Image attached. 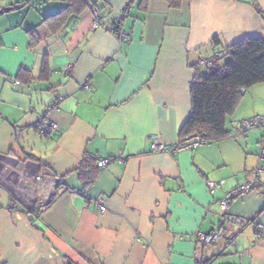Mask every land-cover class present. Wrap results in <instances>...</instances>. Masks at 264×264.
<instances>
[{
  "label": "crops",
  "instance_id": "obj_1",
  "mask_svg": "<svg viewBox=\"0 0 264 264\" xmlns=\"http://www.w3.org/2000/svg\"><path fill=\"white\" fill-rule=\"evenodd\" d=\"M96 11L130 40L95 28ZM247 38L264 39V0H0V156L63 181L41 211L32 185H0V264H264V175L228 208L241 225L220 208L256 178L261 133H231L264 115V82L243 91L224 139L151 148L183 139L195 76ZM209 180L224 182L214 196Z\"/></svg>",
  "mask_w": 264,
  "mask_h": 264
},
{
  "label": "built area",
  "instance_id": "obj_2",
  "mask_svg": "<svg viewBox=\"0 0 264 264\" xmlns=\"http://www.w3.org/2000/svg\"><path fill=\"white\" fill-rule=\"evenodd\" d=\"M98 12H95V22L94 27L99 28L103 26L107 28L111 33H113L117 39L121 42L129 41L130 35L124 32L122 28V18L116 17L114 20L107 23H100V18L98 16ZM219 54L215 55V58L210 61L204 62L205 65H212L214 60L217 59ZM74 71L73 65H69L66 69L67 73L72 74ZM86 89H90L91 85H85ZM58 126L55 123L44 124L42 128H40L41 134L51 133L53 131H57ZM261 133V143H260V163L256 170V178L252 181L245 182L242 185L237 186L233 191L226 194L220 201V208L225 214V218L227 221L235 222L239 225L242 224L241 219L232 218L227 214L228 208L233 201L238 197L246 196L250 194L256 186L261 185L260 176L264 175V115L253 117L251 119L245 120L241 123V125L237 129H233L231 135L234 137H246L251 133ZM209 144L202 136L198 134H192L184 137L179 143L173 145L170 148H166L159 142H155L152 144L151 148L154 152H168L170 154L180 153L185 150H194L200 146ZM114 162L113 159L101 160L97 163L99 168H105L109 164ZM28 165L16 164L15 162H9L7 157L0 156V185L11 189L15 195H20L18 189H23L25 192L28 191L29 186H33L32 196H34V201L32 207L36 209V211H41L45 206L50 204L53 199L56 197L57 189L62 185V179L57 176L55 173L49 170H44L41 174L37 176L28 175ZM24 182H29V185H25L27 187L24 188ZM224 182H216L209 180L207 182V187L211 195H215L223 185ZM99 212L101 214L106 212V207L103 204H98ZM221 236L219 230H215L209 233H199L197 235V242L202 246H208L215 244Z\"/></svg>",
  "mask_w": 264,
  "mask_h": 264
},
{
  "label": "trees",
  "instance_id": "obj_3",
  "mask_svg": "<svg viewBox=\"0 0 264 264\" xmlns=\"http://www.w3.org/2000/svg\"><path fill=\"white\" fill-rule=\"evenodd\" d=\"M222 59H227L222 66L195 76L192 112L181 130L182 138L198 134L212 143L227 137L228 118L243 91L264 82V39H244L226 48Z\"/></svg>",
  "mask_w": 264,
  "mask_h": 264
},
{
  "label": "water",
  "instance_id": "obj_4",
  "mask_svg": "<svg viewBox=\"0 0 264 264\" xmlns=\"http://www.w3.org/2000/svg\"><path fill=\"white\" fill-rule=\"evenodd\" d=\"M17 7H9V8H6L4 9L2 12H9L11 11L12 9H16ZM17 161V160H16Z\"/></svg>",
  "mask_w": 264,
  "mask_h": 264
},
{
  "label": "bare ground",
  "instance_id": "obj_5",
  "mask_svg": "<svg viewBox=\"0 0 264 264\" xmlns=\"http://www.w3.org/2000/svg\"><path fill=\"white\" fill-rule=\"evenodd\" d=\"M234 200V199H233Z\"/></svg>",
  "mask_w": 264,
  "mask_h": 264
}]
</instances>
